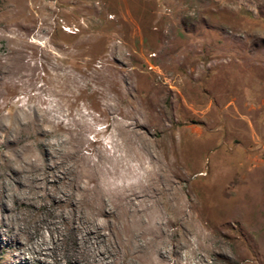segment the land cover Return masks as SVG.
<instances>
[{
	"label": "rangeland",
	"instance_id": "obj_1",
	"mask_svg": "<svg viewBox=\"0 0 264 264\" xmlns=\"http://www.w3.org/2000/svg\"><path fill=\"white\" fill-rule=\"evenodd\" d=\"M8 61L0 142L30 106L55 121L94 117L106 143L103 111L134 100L148 138L162 123L181 141L184 185L205 197L215 184L218 254L208 264H264V226L254 228L264 221V0H0ZM11 200L0 210V264H41L15 230L24 206Z\"/></svg>",
	"mask_w": 264,
	"mask_h": 264
},
{
	"label": "bare ground",
	"instance_id": "obj_2",
	"mask_svg": "<svg viewBox=\"0 0 264 264\" xmlns=\"http://www.w3.org/2000/svg\"><path fill=\"white\" fill-rule=\"evenodd\" d=\"M8 63L0 65V76ZM3 82L0 78V88ZM29 107L30 116L24 109L15 112L14 129L8 128L14 137L7 133L0 142V210L6 211L7 199L24 206L15 230L41 253V264L216 260L215 184L205 197L184 185L190 175L187 159L165 124H157L162 134L155 141L138 122L134 100L120 111L106 107L109 133L101 143L103 133L95 126L102 121L91 117L88 122L80 111L55 121ZM38 210L45 214L37 217ZM263 226V219L256 220V231Z\"/></svg>",
	"mask_w": 264,
	"mask_h": 264
}]
</instances>
